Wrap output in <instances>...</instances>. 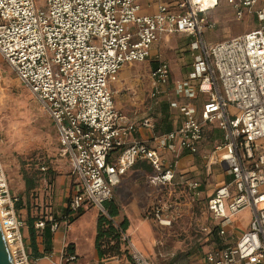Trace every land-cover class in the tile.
<instances>
[{
  "label": "built area",
  "instance_id": "1",
  "mask_svg": "<svg viewBox=\"0 0 264 264\" xmlns=\"http://www.w3.org/2000/svg\"><path fill=\"white\" fill-rule=\"evenodd\" d=\"M221 1L155 0L157 10L145 13L140 0H46L42 7L35 0H0V55L54 123L74 180L70 213L90 207L106 215L114 187L138 162L151 165L163 188L171 186L177 177L161 150L196 154L205 142L206 126L216 125L222 141L202 158L207 167L220 166L230 179L208 200L217 242L198 264H264V27L208 45L206 31L216 26L209 16ZM224 1L238 20L245 12L264 20V8L256 9L259 0ZM174 34L193 39L192 49L199 51L189 74L196 85L182 84L177 93L187 99L203 94L207 101L200 118L188 103H172L183 122L155 134V148L130 139L138 126L153 132V119L126 121L115 108L110 85L126 64L146 62L152 46ZM170 74L168 63L158 60L150 74V99L164 94ZM185 184L198 187L196 182ZM16 201L0 158L3 234L15 264H37L27 253ZM164 209L153 210V216L161 226H170ZM244 209L250 210V221L233 242L227 228ZM51 223L55 232L60 223ZM45 224L40 221L36 227ZM213 230L203 229L209 237ZM123 239H128L125 233ZM132 243L131 262L150 264Z\"/></svg>",
  "mask_w": 264,
  "mask_h": 264
},
{
  "label": "rangeland",
  "instance_id": "2",
  "mask_svg": "<svg viewBox=\"0 0 264 264\" xmlns=\"http://www.w3.org/2000/svg\"><path fill=\"white\" fill-rule=\"evenodd\" d=\"M45 1L35 0V4L42 7ZM149 1L151 0H140L144 6H147ZM209 17L216 26L215 29L206 31L205 39L208 45L237 37L250 30L251 26L255 28L258 25L253 17L248 21L246 15L238 20L233 9L224 0ZM193 42L191 38L174 34L164 36L154 45L153 56L146 64L153 65L154 62L162 60L170 66L169 94L166 96H159L152 101L149 98L152 87L150 76L143 73L139 77V87L143 85L148 87L144 98L140 99L144 108L141 116L151 117L157 130L163 129L166 121H171L172 115L168 108L165 109L168 100L178 103L183 100V97H176L173 89L178 84L190 81L189 73L193 70L196 56L199 54V51L192 49ZM133 64L135 67L139 65ZM136 71L139 70H134L135 73ZM131 89L118 90L117 84L115 85V91H119L117 95L123 100L128 94L135 93ZM184 99L187 100L185 97ZM203 99L206 100L207 97L204 96ZM232 112L235 116L238 115V112ZM172 120H175L174 117ZM220 136L221 134L216 132L209 137L207 143L209 152L212 151L214 143L220 140ZM59 141L50 116L35 96L21 84L0 55V158L11 196L21 203L25 211L37 218L45 219L49 216L56 218L59 202L63 198L58 186L63 180L68 181L72 177L68 159L63 155ZM205 171L201 167V173L188 176V182L198 184L195 189L186 186V177L175 180L174 184L166 189L148 184L146 179L142 178L137 180L135 185L124 186L120 190L125 205L122 208L116 200L120 210L125 208L131 210L129 202L135 199L142 208L147 204L148 211L153 212L164 207L165 216L172 220L170 226H161L154 216L150 218L153 224L151 222L146 227L150 232V239L143 248L138 247L129 237L124 240L123 249L127 251L130 262L132 260L130 242H133L132 244L150 264H190L195 258H202L204 252L214 246L215 236L209 238V243H205L207 234L202 228L207 226L211 230L214 229L208 217L207 203L221 180L222 172L218 166H215L208 176L203 175ZM29 183L33 187H30ZM25 211L22 214H25ZM16 213L21 215L20 212ZM250 214L249 209H244L237 215L233 224V226L236 224L233 227L236 232L245 227ZM115 225L119 226L118 223ZM238 227L241 229H237Z\"/></svg>",
  "mask_w": 264,
  "mask_h": 264
},
{
  "label": "crops",
  "instance_id": "3",
  "mask_svg": "<svg viewBox=\"0 0 264 264\" xmlns=\"http://www.w3.org/2000/svg\"><path fill=\"white\" fill-rule=\"evenodd\" d=\"M142 7L143 12L145 13H154L157 10L155 6V0L149 1L147 6L142 5ZM261 8H264V0H259V2L257 3L256 9L260 10ZM244 15H246L248 21H251L250 19L251 17H253L258 22V25L255 28H253L254 26L249 25L251 26L250 30L258 29V27H264V20H260L254 14L245 12ZM154 45L151 48L149 59H151V57L153 56L152 51ZM146 62L148 64V61ZM146 62L138 63V67H135L133 63L126 64L118 73L115 81L110 85V88L113 92L115 108H117L116 110L118 111V113L126 121L135 122L137 124H139V122L144 118L148 117L141 116V112H144V108L142 102H140V99L144 98L145 92L148 91V87L145 85L139 87V77L143 73L147 76H150L151 71L156 66L157 61L154 62L153 65L148 66ZM134 70L139 71H136L135 73ZM169 83L170 78L167 86L164 88L165 91L164 94H162L163 96L169 94ZM189 83L192 86L196 85V82L194 81H189ZM116 84L118 90L132 88L131 90H133V92L135 93L128 94L125 100H123V98H120V96L117 95L119 91H115ZM179 86L180 84L174 86L173 90L177 98H182L183 96H180L177 93ZM204 96L206 95L198 94L194 99L189 98L187 100L183 97L181 103H178V101L168 100L165 109L168 108L169 113L172 115L171 121H166L163 129L160 128L157 130V128L154 127L153 132L149 129L138 126L137 131L131 135L130 139L146 141L151 147L156 148L157 143L155 142V140H153V136L155 134L160 135L179 128L181 122L184 119L180 111L177 108L172 107L171 104L188 103L189 106L191 105L193 108H195V110L197 111V116L200 118L203 112V105L207 101V99H203ZM173 117L175 120H172ZM205 129V142L201 146L199 152L196 154H190L189 152L181 150L179 148H176L175 151L161 150L160 154L162 158L167 160V164L172 165L177 177L176 180H179V178L185 179L186 177V180H188V176L201 173V167L206 170L203 175L205 174L206 176H208L210 175V173H212L213 168H215V166H218L216 164H213L207 167V160L204 161L202 156H205V154L209 153V150L207 149L209 137L216 132L221 134L220 140L214 143V147L222 141V132L218 128H216V125H208ZM218 168L222 172V177L221 180H219L217 187L229 181L230 179V177L225 174L220 166H218ZM142 178L146 179V183L148 184L157 185L160 188L163 187L157 181L158 174L153 170L151 165L148 162H138L133 168H131L123 176H121L119 184L114 187L115 201L117 200L122 208H124L125 205L123 203V195L120 194V190L124 186L130 187L135 185L137 180ZM58 190H60L63 198H61V202H59L58 209L56 211V218L59 220L60 225L55 232H52L51 228L48 225L42 229L37 228L36 225L40 221H42V218H37L24 209H21L19 211L21 215H18V217L22 222L21 233L29 256L38 259L37 264H131L130 259L127 258V255H121L119 257H114L107 260H101V258H99L95 248L97 220L99 217V212L95 208L90 207H85L76 214L70 213L68 211V198L75 190L73 177H71L68 181L63 180L62 183L59 184ZM214 192L212 193V196ZM129 206H131V210H125L126 208L120 210L118 217L115 219V223L121 224L122 222L127 221V230L125 231V236H127V238L129 237L130 239H133L138 247L143 248V245L146 244L147 240L150 239V232L146 227L149 226V224H151L152 222L150 218H153V212L152 210L148 211L147 204H145V206L142 208V206H140L138 202L135 201V199H132V201L129 202ZM23 211H25V214H22ZM66 215H69V222L65 221ZM208 217L210 219V223H212L209 213ZM47 218L48 217H46L45 219ZM236 219L237 215L233 218L232 224L227 228V235L233 242L236 241L245 230H247V226L250 221L249 219L248 222H246L245 227H243L242 229L238 227L237 229L240 228L241 230L239 229L240 231L236 232V229H233V227L236 225L235 224L233 226ZM204 228L210 229V227L203 226L202 230ZM209 238L210 237L207 236L205 243H209ZM69 247L73 250V256L75 257V260L71 262L63 261V258H65L64 255L67 253ZM209 250L210 249L208 248L204 252L202 258H195L194 262H190V264H198L199 262H201L206 252H208Z\"/></svg>",
  "mask_w": 264,
  "mask_h": 264
},
{
  "label": "trees",
  "instance_id": "4",
  "mask_svg": "<svg viewBox=\"0 0 264 264\" xmlns=\"http://www.w3.org/2000/svg\"><path fill=\"white\" fill-rule=\"evenodd\" d=\"M25 182L26 184H28L27 180H25ZM30 187H33V185ZM15 205V209L17 212L23 209L21 203L18 202V200L15 202ZM105 210L106 215L99 213V217L97 220L95 248L99 258H101V260H107L114 257H119L121 255H128L127 251L123 249V246L125 245L123 234L127 230V221L122 222L121 224H119V226L115 225V219L120 213L118 203L114 199H112L111 201L105 203ZM65 217H68V220L70 221L69 215H66ZM51 219L55 222L60 223L57 218H54L52 216H49L47 219H42V221L46 223L45 226L48 225L50 227V225L52 224ZM211 234L212 237L215 236V242H217L216 231L213 230ZM70 256H73V250L69 247L64 257L67 258Z\"/></svg>",
  "mask_w": 264,
  "mask_h": 264
},
{
  "label": "water",
  "instance_id": "5",
  "mask_svg": "<svg viewBox=\"0 0 264 264\" xmlns=\"http://www.w3.org/2000/svg\"><path fill=\"white\" fill-rule=\"evenodd\" d=\"M0 264H15L10 247L3 234L1 223H0Z\"/></svg>",
  "mask_w": 264,
  "mask_h": 264
}]
</instances>
